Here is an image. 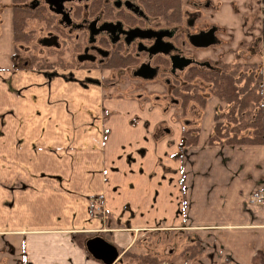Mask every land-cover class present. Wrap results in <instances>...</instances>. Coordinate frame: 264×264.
<instances>
[{"label": "crops", "instance_id": "0c3cea01", "mask_svg": "<svg viewBox=\"0 0 264 264\" xmlns=\"http://www.w3.org/2000/svg\"><path fill=\"white\" fill-rule=\"evenodd\" d=\"M257 4L258 47L240 54L259 58L264 134V0ZM108 71L0 66V235L19 237L15 264H103L84 245L94 234L159 264H264V197L253 198L264 194V142L211 143L224 106L217 96L180 111L121 92ZM187 127L196 138L180 148ZM191 241L199 250L182 261L178 250Z\"/></svg>", "mask_w": 264, "mask_h": 264}, {"label": "flooded vegetation", "instance_id": "af4514ba", "mask_svg": "<svg viewBox=\"0 0 264 264\" xmlns=\"http://www.w3.org/2000/svg\"><path fill=\"white\" fill-rule=\"evenodd\" d=\"M198 7L195 5L182 22L173 24L165 16L152 13L146 0H13L12 17L15 9L32 15L23 17L24 29L30 34L22 46L27 56L10 66L52 63V67L120 70L139 82H157L164 91L155 86L148 95L166 100L165 106L178 105L168 91L173 81L182 79L189 66H214L216 63L210 61L213 48L223 46L217 36L218 27L204 21ZM37 26H42V34ZM205 33L209 43H192V34ZM203 48L206 55L200 53ZM173 55L189 58L190 62L182 65L176 61L172 65ZM3 247L11 253L10 246Z\"/></svg>", "mask_w": 264, "mask_h": 264}, {"label": "trees", "instance_id": "16d2710c", "mask_svg": "<svg viewBox=\"0 0 264 264\" xmlns=\"http://www.w3.org/2000/svg\"><path fill=\"white\" fill-rule=\"evenodd\" d=\"M146 1L148 9L152 13L165 16L170 23L180 20L182 0ZM15 10L13 13V39L27 40L30 34L24 29L23 17L32 15V13ZM238 65V61H235L234 64L220 61L207 68L189 66L184 77L174 80L168 89L169 94L178 100L177 109L180 111L190 102L202 105L206 95L209 94L217 96L224 102V106L214 112V122L208 138L211 143L264 142L262 88L259 72L243 71L238 69ZM36 66L52 67L54 64L39 63ZM196 131V127H187L182 130L180 148L195 140ZM73 237L76 238V234ZM198 250V243L191 241L181 247L178 253L181 260L184 261ZM159 263L160 259L156 255L142 248L125 249L117 261V264Z\"/></svg>", "mask_w": 264, "mask_h": 264}, {"label": "rangeland", "instance_id": "374dc122", "mask_svg": "<svg viewBox=\"0 0 264 264\" xmlns=\"http://www.w3.org/2000/svg\"><path fill=\"white\" fill-rule=\"evenodd\" d=\"M204 2L208 3L205 7L202 6ZM12 4L13 0H0V66H10L15 62H20L22 56H27L26 51L24 52V49L22 50L24 41L13 39ZM195 5L199 6L198 8L200 9V13L203 14L202 19L204 21L211 22L218 27V30H216L217 36L222 41L223 46L213 48L214 53L210 61L214 63L226 61L234 64L235 61L239 60L238 69L247 72L251 70L256 72L257 62L259 61L258 56L251 55L245 59V56L240 54V51L244 49L243 52H245L246 50H252L258 47V38L255 28L260 11L257 0H182L181 11L186 10V13L182 12L180 20L172 23H180L184 18L190 16V11H192ZM206 8H208V10ZM37 28H39V30L41 29L40 32L42 34V26L41 28L37 26ZM37 35H39V33H37ZM36 46H39L41 49L43 48L40 44H36ZM229 48H231L232 51H230ZM225 50L229 51L228 55L225 54ZM38 53L40 54V52ZM200 53L206 55L207 51L203 48ZM46 57L47 56H41V58ZM248 60H250V64L255 63L256 66H251V68L247 67L246 62ZM108 73L112 77L110 82H112V84L115 83V88L123 93L133 92L138 95L150 94L151 92L149 90L155 86L160 89L161 93L164 91L163 86L157 82H139L128 78L127 75L120 70H111L108 71ZM171 100L174 99H170V101ZM163 101L166 102V100ZM189 111L192 112L191 115L194 118L199 112V107L193 103ZM184 243L185 242L182 241L180 244ZM3 244L12 248L11 253L5 251L6 247H3ZM170 246L172 245H165V253H167V250H171ZM13 257L22 261V250L19 237L17 235H0V264H15Z\"/></svg>", "mask_w": 264, "mask_h": 264}, {"label": "water", "instance_id": "95a60500", "mask_svg": "<svg viewBox=\"0 0 264 264\" xmlns=\"http://www.w3.org/2000/svg\"><path fill=\"white\" fill-rule=\"evenodd\" d=\"M207 35V33L204 35L192 34L190 39L194 45H206L211 41L208 40L209 37L208 39L206 38ZM176 61L181 62L182 65H186L190 62V59L183 56L173 55L172 65L176 64ZM150 73H152V70H150ZM148 76H151V74ZM84 245L89 254L94 258L99 259L103 264H110L118 258L119 252L116 246L99 234L87 237L84 240Z\"/></svg>", "mask_w": 264, "mask_h": 264}, {"label": "built area", "instance_id": "2783aa9c", "mask_svg": "<svg viewBox=\"0 0 264 264\" xmlns=\"http://www.w3.org/2000/svg\"><path fill=\"white\" fill-rule=\"evenodd\" d=\"M263 197H264V194H263L262 191L255 192V193L253 194V198H254L255 200H261ZM111 264H116V263H115V261H114V262H112Z\"/></svg>", "mask_w": 264, "mask_h": 264}]
</instances>
